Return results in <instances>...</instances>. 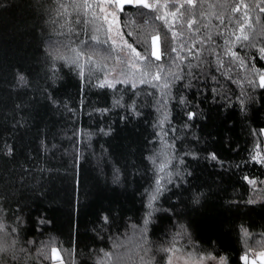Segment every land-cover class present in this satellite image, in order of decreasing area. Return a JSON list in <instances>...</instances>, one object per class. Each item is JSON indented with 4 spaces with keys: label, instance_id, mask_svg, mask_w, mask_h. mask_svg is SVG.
<instances>
[{
    "label": "trees",
    "instance_id": "obj_1",
    "mask_svg": "<svg viewBox=\"0 0 264 264\" xmlns=\"http://www.w3.org/2000/svg\"><path fill=\"white\" fill-rule=\"evenodd\" d=\"M229 2L254 5L259 0ZM47 9L48 0H0V223L5 225L8 243L16 241L18 260L13 264L59 261L32 259L36 249L49 242L61 250L64 264L73 259L76 264H93L90 257L99 249H111L110 237L126 241L133 235L132 225L142 227L145 190L154 180V166L147 157L164 148L156 135L161 132L157 122L162 105L156 102L160 90L148 84H138L135 90L124 84H117L115 91L100 89L94 85L101 73L90 74L85 65L82 79L77 69L53 61L46 49L59 47L62 53H71L58 44L65 40L57 35L63 31L62 19ZM244 11L241 7L236 15ZM152 15L134 5L117 13L124 39L137 51L143 49L138 37L142 38L145 20ZM251 15L264 20L258 9H252ZM261 47L264 37L256 38L255 47H235L248 68L233 67L230 75L242 81L243 89L207 66L193 68L191 77L185 68L184 80L175 82L173 97L183 95L192 103L186 107L172 99L166 105L170 123L164 125L168 132L164 140L174 141L175 147L165 152L172 158L168 170L179 172L186 183L179 188L168 185L170 190L156 202L158 210L147 233L154 251L167 247L183 225L188 235L176 240L185 253L211 252L227 257V264H248L264 252V184L253 192L243 180L244 176L264 180V167L251 161L252 154H264V89H253L244 79L252 75L253 66L264 70ZM108 63L111 66L112 61ZM18 74L26 77L27 85L18 83ZM188 83L192 87H184ZM221 87L217 96L213 89ZM242 90L251 97L243 111L238 100ZM120 97L125 105L135 100L140 115L115 106ZM191 109L203 116L187 121L185 111ZM185 122L191 126L184 128ZM9 146L11 156L5 153ZM210 153L223 164L206 159ZM201 192L206 195L194 203L193 194ZM253 196L259 202L247 204ZM104 215L110 218L107 224L101 219ZM41 219L46 223L40 224ZM242 228L249 232L247 240ZM245 255L246 261L241 259Z\"/></svg>",
    "mask_w": 264,
    "mask_h": 264
},
{
    "label": "snow or ice",
    "instance_id": "obj_2",
    "mask_svg": "<svg viewBox=\"0 0 264 264\" xmlns=\"http://www.w3.org/2000/svg\"><path fill=\"white\" fill-rule=\"evenodd\" d=\"M125 5L148 9L153 14L150 21L145 20L142 38L138 37V42L143 45L142 51H137L136 47L126 40L118 45L111 36L112 25L118 20L117 13L123 12ZM241 7L245 11L242 15H236L240 13ZM252 9H258L259 13H264V0H259L254 5L230 3L229 0H151V2L150 0H48L47 11L50 14L54 12L63 21L59 25L63 31L57 32V35L64 36L65 40L58 44L71 53V55H66L60 51L59 47L46 49L53 61H64L68 66L77 69V75L82 79L85 77V65L88 66L90 74L101 73L94 85L100 89L109 88L115 91L117 84H124L135 90L138 84H148L160 90V99L156 102L162 105L158 108L161 112V119L157 122L161 132L156 135L161 138L164 148L156 156H163L164 159L158 162L156 156L147 157L154 166V180L151 189L145 190L147 202L142 227L132 225L133 235L126 241L110 237L111 249H99L98 255L94 258L90 257L93 259V264H227L225 256L218 257L211 252L203 251L185 253L181 247H177L176 236L188 235L183 225L180 226L181 230L173 236L167 247L160 246L155 251L147 233L153 214L158 210L155 207L156 202L160 196L170 190L168 185L179 188L181 183H186L179 172L168 170L172 164V158L165 152V149L174 148L175 142L168 143L164 140V137L168 135V132L164 130V125L170 123V113L166 109L170 100L176 99L177 103L186 107L192 102L183 95H180L178 99L173 97L172 88L176 81L184 80L185 68L188 69L187 75L191 77L195 75L192 72L193 68L204 70L207 66L214 67L222 77L232 80L243 89L242 81L233 80L230 75L233 67L248 68L245 58L235 51V47H255L256 38L264 37V20L259 15L253 17ZM110 17L113 19L110 20ZM213 19L218 23L214 24ZM156 21L160 24L157 25ZM52 23L56 21L53 20ZM128 35L131 36L132 33L129 32ZM149 38L151 43H149ZM217 38H222V42L217 43ZM259 51L260 58L264 59V47H261ZM209 56L213 59L209 60ZM108 61H112L111 66ZM154 61H166V63H155ZM192 61L196 63L193 64ZM53 69H55V64H53ZM250 71L252 75L244 77L247 84L253 89L256 87L264 89V70L253 66ZM17 79L21 85L28 83L23 74H18ZM211 79L216 80V76H211ZM184 87L188 88L192 85L188 83ZM222 91V87L213 89L217 96H220ZM133 94L139 95L135 91ZM149 95L152 94L149 93ZM248 99L251 97L242 90L238 97L242 111ZM122 100L123 97L116 99L114 105L126 107L133 116L140 115L135 100L126 105L122 103ZM97 111L106 113L109 109H98ZM185 115L187 121H192L197 117H202L203 113L197 109H191L185 111ZM121 118L127 119V116ZM190 126L187 122L183 125L184 128ZM101 131L103 132L104 129ZM171 131L176 132V129L172 128ZM261 132L264 133V129ZM5 153L11 156L13 149L9 146L5 149ZM187 154L195 158V154ZM206 159L223 164L215 153H210ZM251 161L264 167V154L260 152L252 154ZM187 174L191 175V173ZM176 177H179V181ZM243 180L251 186L253 192H256L258 184H264V180L250 179L248 176H244ZM205 195L202 192L193 194V202L199 203ZM257 202L259 201L254 196L246 201L247 204ZM101 219L107 224L110 218L104 215ZM39 222L40 224L46 223L44 219ZM15 231L16 229L13 228L12 232ZM242 232L247 240L248 230L242 228ZM0 233L5 234L0 236V264H13L18 260L15 252L16 241L8 243L5 238L8 234L5 232L3 223H0ZM27 243L35 242L27 241ZM128 244H133V247L129 248ZM158 254L160 259H157ZM69 255L71 256V253ZM32 259H38V261L58 259L59 264H64L61 250L53 246L51 242L41 244L36 249V257ZM241 259L246 261L247 256ZM70 264H76L75 260H71Z\"/></svg>",
    "mask_w": 264,
    "mask_h": 264
},
{
    "label": "rangeland",
    "instance_id": "obj_3",
    "mask_svg": "<svg viewBox=\"0 0 264 264\" xmlns=\"http://www.w3.org/2000/svg\"><path fill=\"white\" fill-rule=\"evenodd\" d=\"M150 2H151V0H150ZM112 29L113 30H112L111 36L113 37V39L116 40V42L118 44H122L123 41H125V39H124L123 35L120 34L121 30H120L119 25L117 24L116 21L113 23Z\"/></svg>",
    "mask_w": 264,
    "mask_h": 264
},
{
    "label": "crops",
    "instance_id": "obj_4",
    "mask_svg": "<svg viewBox=\"0 0 264 264\" xmlns=\"http://www.w3.org/2000/svg\"><path fill=\"white\" fill-rule=\"evenodd\" d=\"M54 264H59V261H56ZM248 264H264L260 262L256 257H252L249 259Z\"/></svg>",
    "mask_w": 264,
    "mask_h": 264
},
{
    "label": "water",
    "instance_id": "obj_5",
    "mask_svg": "<svg viewBox=\"0 0 264 264\" xmlns=\"http://www.w3.org/2000/svg\"><path fill=\"white\" fill-rule=\"evenodd\" d=\"M260 262L264 263V252L261 253L258 258H257Z\"/></svg>",
    "mask_w": 264,
    "mask_h": 264
}]
</instances>
